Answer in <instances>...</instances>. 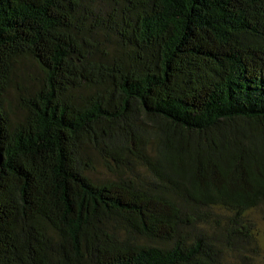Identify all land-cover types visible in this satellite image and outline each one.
Wrapping results in <instances>:
<instances>
[{"label":"trees","instance_id":"trees-1","mask_svg":"<svg viewBox=\"0 0 264 264\" xmlns=\"http://www.w3.org/2000/svg\"><path fill=\"white\" fill-rule=\"evenodd\" d=\"M263 203L264 0H0V264H255Z\"/></svg>","mask_w":264,"mask_h":264},{"label":"rangeland","instance_id":"rangeland-1","mask_svg":"<svg viewBox=\"0 0 264 264\" xmlns=\"http://www.w3.org/2000/svg\"><path fill=\"white\" fill-rule=\"evenodd\" d=\"M23 72L24 74H21V77L17 80V82L20 87H29L32 84L31 78L37 76V67L29 62H25L23 65ZM14 88H16V86L11 89V92L14 90ZM14 113L17 117L21 116V111L18 109H14ZM91 156L94 158V165L96 167V171L92 176L94 181L104 182L108 179L112 180V178H110L105 172L97 155L91 152ZM248 221L253 226L251 229L256 240L252 246L254 252L248 254H251L255 264H264V203L258 209L249 213Z\"/></svg>","mask_w":264,"mask_h":264}]
</instances>
